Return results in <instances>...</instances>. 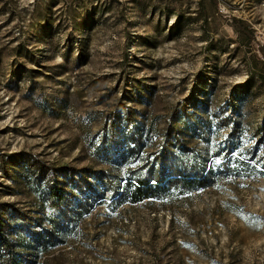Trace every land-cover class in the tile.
<instances>
[{"label": "rangeland", "instance_id": "rangeland-1", "mask_svg": "<svg viewBox=\"0 0 264 264\" xmlns=\"http://www.w3.org/2000/svg\"><path fill=\"white\" fill-rule=\"evenodd\" d=\"M259 44L264 0H0V239L20 264H264ZM167 134L209 185L135 201Z\"/></svg>", "mask_w": 264, "mask_h": 264}, {"label": "trees", "instance_id": "trees-1", "mask_svg": "<svg viewBox=\"0 0 264 264\" xmlns=\"http://www.w3.org/2000/svg\"><path fill=\"white\" fill-rule=\"evenodd\" d=\"M234 21L236 25H239V23L242 22V20L238 18H235ZM249 37L254 41L256 40V36L254 34H250ZM259 48L262 51L264 58V47L259 44ZM170 136L171 134H167V136L164 137L160 150L155 157V161L160 160V168L155 169L156 166H154V168L150 170V176H137L134 180L126 179V186L131 189V193L134 195L135 201H141L149 197L153 198L160 195L157 194L156 191L161 189L166 190L165 184L169 182H175L182 187H185L187 192L209 185L208 183L211 177L210 170L206 169L205 166H202V164H200L197 160L184 161V157L173 156L170 152V148L173 145L170 142ZM167 155H172L174 157L171 162L172 165L170 173L175 174H165L166 170H169V168H165V165L163 164L166 161ZM164 179H167L168 182L164 183L166 181ZM14 246V243L11 242L9 238L5 237L0 239V251L1 249L5 251L9 264H20L21 260H18Z\"/></svg>", "mask_w": 264, "mask_h": 264}]
</instances>
